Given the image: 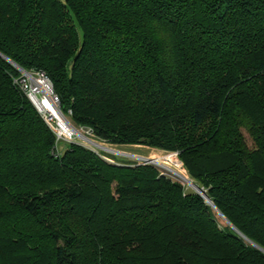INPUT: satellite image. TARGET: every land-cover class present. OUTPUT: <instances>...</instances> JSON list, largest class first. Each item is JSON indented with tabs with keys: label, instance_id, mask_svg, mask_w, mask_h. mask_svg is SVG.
Instances as JSON below:
<instances>
[{
	"label": "trees",
	"instance_id": "1",
	"mask_svg": "<svg viewBox=\"0 0 264 264\" xmlns=\"http://www.w3.org/2000/svg\"><path fill=\"white\" fill-rule=\"evenodd\" d=\"M0 54L43 71L97 140L176 152L264 249V0H0ZM19 74L0 55V219L16 217L0 251L24 246L0 264H210L220 244L264 264L155 165L56 142Z\"/></svg>",
	"mask_w": 264,
	"mask_h": 264
},
{
	"label": "rangeland",
	"instance_id": "2",
	"mask_svg": "<svg viewBox=\"0 0 264 264\" xmlns=\"http://www.w3.org/2000/svg\"><path fill=\"white\" fill-rule=\"evenodd\" d=\"M67 118H69V117H67ZM242 132L244 134V137L246 139L247 144L249 146H252V142H251L248 134L244 131V129H242ZM81 139L82 138H79L77 141L83 142V139L82 140ZM96 141H98L101 144H103L102 145L103 146L102 148H104V149L109 150V148H110V149L116 150V151H107V150H104V149L97 150V154H99L100 156H102V158H104L108 162L114 163V164H121V163H124V162L131 163V164L132 163H136L137 164V163L144 162V160H147L148 162H146V163L155 165L161 172H164L165 174H167V175L173 177L174 179L178 180L180 183L183 184V186L185 187V189L190 190V191L197 192L192 185H190L189 183L185 182L176 173H174V170L179 171L180 174L185 179H187L191 183L192 182L194 183V181L191 178L190 174L184 168L181 159L173 151H168V150L161 149V148H156V147H149V146H145V145H116V144H111V143H107V142H102V141H99V140H96ZM64 145L65 144H62V143L59 144V146L61 148H63ZM88 147H89V149L93 150L92 148H90V147H92L90 144H88ZM53 149H55V148H53ZM133 156H135V157H133ZM149 161H152V162H149ZM3 197L4 196L0 195V204L3 201L6 202L5 199L3 200ZM204 200H205V198H204ZM211 203H208V205L211 208H213V210L215 212V219H216V221L218 223V227L221 230H224L226 227L233 228L220 215V213L212 206L213 204H211ZM7 218H9V219H7ZM7 218H4V219L1 218L0 219V230H2V231L4 229H7V227H8L7 226L8 221H14L16 219L15 216H10V217H7ZM233 230L235 232H237L238 235L241 238V244L244 246L243 247V252L244 253L246 252V250H249V249H252L253 248L257 252H259L260 254H264V250L260 249V247H256V246L254 247V245H252L247 239H245V237L243 235H241L240 232L237 231L236 228L235 229L233 228ZM4 233H6V232H4ZM218 246H219V248L214 249V254L212 255V258H210L208 260V262H210V264H225V262H227V264H228L231 261H233V259H232V252H230V253L227 252V248H226L225 245L220 244ZM23 251H24V246L22 247L20 245V242H19V243L13 245V246L8 247L7 249H2L0 251V255L2 257H5V258H8L10 256L11 259H16L15 256L23 253ZM250 261H252V260L251 259H248V262H250ZM234 263H236V262H234ZM183 264H185V263H183Z\"/></svg>",
	"mask_w": 264,
	"mask_h": 264
},
{
	"label": "built area",
	"instance_id": "3",
	"mask_svg": "<svg viewBox=\"0 0 264 264\" xmlns=\"http://www.w3.org/2000/svg\"><path fill=\"white\" fill-rule=\"evenodd\" d=\"M17 69L19 70L20 74L13 79L14 83H16L23 91L25 96L39 113L40 117L52 130L55 135L56 142H74L86 148H89L88 144H90L92 146L90 148H92L96 153L97 150L104 149L102 148L103 144L96 141L97 139L94 137L92 131L89 128L77 126L72 123L71 119H69L71 114L70 110L63 112L60 109L58 96L53 91L52 84L43 71H27L21 68ZM57 115L66 118L69 121V126L73 127L74 130L72 129L73 131L69 132L64 129L59 123V116ZM77 138H82L83 142L77 141ZM107 151H112V149L109 148ZM146 162L148 161L144 160V162L141 163Z\"/></svg>",
	"mask_w": 264,
	"mask_h": 264
},
{
	"label": "bare ground",
	"instance_id": "4",
	"mask_svg": "<svg viewBox=\"0 0 264 264\" xmlns=\"http://www.w3.org/2000/svg\"><path fill=\"white\" fill-rule=\"evenodd\" d=\"M57 116H59V115H57ZM58 119H59V123L62 125V127L64 128V129H66L67 131H73L74 129H73V127H71V126H69L70 124H69V121L66 119V118H64V117H58ZM67 120V121H66ZM73 129V130H72ZM107 147V146H106ZM112 151H114L113 149H112ZM116 151V150H115ZM136 156V155H135ZM135 156H133V157H135ZM147 157V156H146ZM151 157V156H150ZM160 163V162H159ZM174 173H176L180 178H182L185 182H187V183H189L190 185H192V183L190 182V181H188L187 179H185L181 174H180V172L179 171H176V170H174ZM193 186V185H192ZM194 188H197L196 186H193ZM205 191V190H204ZM203 195H204V197H205V200L208 202V203H211V201L209 200V198L203 193ZM250 242V241H249ZM252 245H254L252 242H250ZM257 247V246H256Z\"/></svg>",
	"mask_w": 264,
	"mask_h": 264
},
{
	"label": "water",
	"instance_id": "5",
	"mask_svg": "<svg viewBox=\"0 0 264 264\" xmlns=\"http://www.w3.org/2000/svg\"><path fill=\"white\" fill-rule=\"evenodd\" d=\"M3 58H5L6 60H8L13 66H15L16 68H20L15 62H13L12 60H10L9 58H7V57H5L4 55H2V54H0ZM150 162H152V161H150ZM192 185L193 186H196L197 188H195V190L203 197V198H205L204 197V195H203V193L205 194V191L201 188V187H199V186H197L195 183H193L192 182ZM212 204V203H211ZM213 206V205H212ZM215 208V207H214ZM216 210H217V208H215ZM218 211V210H217ZM219 212V211H218ZM220 215H221V213H220ZM228 223H229V221L223 216V215H221ZM230 224V226L231 227H233L234 229H235V227L231 224V223H229ZM254 246H257V245H255L254 244ZM258 247V246H257ZM260 249H262V248H260ZM262 250H264V249H262Z\"/></svg>",
	"mask_w": 264,
	"mask_h": 264
}]
</instances>
